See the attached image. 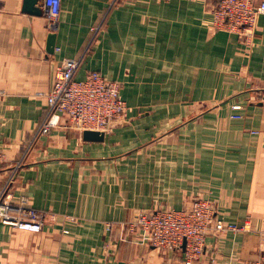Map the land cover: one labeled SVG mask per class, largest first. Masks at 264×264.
I'll return each mask as SVG.
<instances>
[{"label": "crops", "instance_id": "0c3cea01", "mask_svg": "<svg viewBox=\"0 0 264 264\" xmlns=\"http://www.w3.org/2000/svg\"><path fill=\"white\" fill-rule=\"evenodd\" d=\"M28 1L0 0V193L25 156L12 202L54 221L38 234L0 224V264H185L138 234L122 241L120 226L199 199L252 230L209 235L193 264L264 261V16L249 46L212 30L218 0H62L55 26L44 0L39 14ZM68 59H83L76 81L97 72L119 83L128 117L102 143L62 117L32 144Z\"/></svg>", "mask_w": 264, "mask_h": 264}, {"label": "built area", "instance_id": "2783aa9c", "mask_svg": "<svg viewBox=\"0 0 264 264\" xmlns=\"http://www.w3.org/2000/svg\"><path fill=\"white\" fill-rule=\"evenodd\" d=\"M118 1V0H116ZM115 1V2H116ZM169 2L171 0H161ZM114 2V4H115ZM47 18L55 26L62 10V0H44ZM211 28L237 36L246 45H253L257 24L264 16V2L257 0H218L213 6ZM83 59H68L58 69L53 90L45 95L47 116L35 133L32 144L49 135L60 126L62 117L68 119V127L74 132H103L107 134L114 121H125L130 108L123 100L121 86L108 81L100 73H90L86 80L76 81ZM241 111V106H234ZM241 119L240 116H234ZM30 148L28 149V151ZM27 151V153H28ZM23 160L13 167V174L0 193V224L30 233H42L52 216L30 209L26 202L14 204L11 190L16 182ZM216 209L208 199L197 200L189 210H140L120 228L124 238L140 236V244L161 251L181 253L185 264H193L206 250L207 238L212 234L251 232V225L238 226L216 220ZM114 226L109 225L108 231ZM186 242L185 252L182 250ZM250 264H264L254 261Z\"/></svg>", "mask_w": 264, "mask_h": 264}, {"label": "water", "instance_id": "95a60500", "mask_svg": "<svg viewBox=\"0 0 264 264\" xmlns=\"http://www.w3.org/2000/svg\"><path fill=\"white\" fill-rule=\"evenodd\" d=\"M35 0H29L26 4V12L29 14H39L37 11L34 10V6L36 5ZM57 48V34L56 32H52L49 35L48 42H47V49L46 52L48 55H54ZM106 134L103 132H95V131H85L82 134L83 140L85 142L91 143H102L105 140ZM182 250L185 252L186 250V242L184 243ZM123 264V263H121Z\"/></svg>", "mask_w": 264, "mask_h": 264}, {"label": "rangeland", "instance_id": "374dc122", "mask_svg": "<svg viewBox=\"0 0 264 264\" xmlns=\"http://www.w3.org/2000/svg\"><path fill=\"white\" fill-rule=\"evenodd\" d=\"M212 20V19H211ZM230 35V34H229ZM140 211V210H139Z\"/></svg>", "mask_w": 264, "mask_h": 264}]
</instances>
